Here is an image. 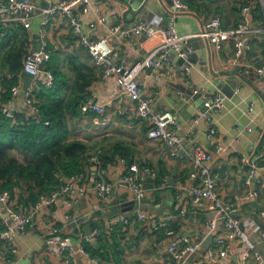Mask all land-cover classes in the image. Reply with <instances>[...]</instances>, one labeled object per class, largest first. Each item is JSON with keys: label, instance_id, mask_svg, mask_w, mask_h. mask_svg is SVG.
<instances>
[{"label": "crops", "instance_id": "obj_1", "mask_svg": "<svg viewBox=\"0 0 264 264\" xmlns=\"http://www.w3.org/2000/svg\"><path fill=\"white\" fill-rule=\"evenodd\" d=\"M31 1L39 11L54 0ZM239 1L241 0H198L196 11H176L182 13L171 15V23L177 33L189 37L187 45L192 51L187 79L179 69L181 62L172 54L168 56L169 61L159 69L158 79L148 75L149 71L146 69L140 72L138 78L144 89L153 93L156 105L164 104L177 115V132L187 135L209 151L212 149L206 138L208 123L200 118L198 125L192 128V120L203 110L204 101L212 93L220 92L224 95L221 109L211 111V124L216 129L222 147L219 153L214 154L211 169L219 178L218 188L223 197L234 200L243 216L257 218L259 232H264V217H259V213L264 211V188L260 190L258 198L244 199L243 179L247 166L241 161L244 156L251 157L254 154L256 165L259 168L264 166V76L259 75L255 68L259 62H264V20L254 18L252 8L251 24L255 32L247 36L251 50L244 51L238 57L234 56L230 41L222 42L218 49L210 40L206 46V40L201 37L196 36L195 40L190 41V37L199 33L203 24L214 15L221 17L223 27L234 26L239 21ZM141 15L151 25H171L167 21L159 23L161 18L155 15L154 9ZM80 19L83 31L90 39L106 38L115 51L114 60L127 65L142 60L160 42L156 36L146 38L142 34L112 33L111 28L115 25L126 29L139 21L137 15L125 10V6L115 0H87V5L80 11ZM40 28V18L35 15L30 28L25 29L26 34L20 36L21 40L24 37L28 40L29 50L39 45ZM43 29L49 58L44 61L35 85L45 83L46 71L52 72L54 69L65 78L67 96L73 98L82 94L105 104L103 114L86 113L80 109L73 114L66 113L67 141L88 143L92 157L113 158L104 166H101L102 162L99 160L97 164H93L89 159L91 164L84 173L86 180L91 184L117 179L129 163L136 164L141 172L148 168L147 172L143 171L146 192L142 208L157 214L161 210V214L173 216L174 233L187 236L195 245L186 264H209L207 248L212 244L214 236L220 234L222 223L217 221L214 232H209L207 222L212 217V212L207 209L206 201L190 199L184 187L189 184L188 161L170 157L166 142L148 138L145 121L135 119L131 112L124 116L117 115L118 109L132 106L133 102L128 97L120 98L115 76L101 77L100 66L89 56L85 47L77 42L65 16L53 17ZM165 69L169 70L168 74L164 73ZM3 72L4 70L0 71ZM78 72L86 73L84 81H79ZM235 82L237 84L234 88ZM30 83V77L21 73L15 84L20 90H25ZM79 86L83 89L80 90ZM17 105L21 112L30 113L20 95ZM250 105L253 106V111L246 113ZM246 125L251 127L250 131L242 128ZM119 157L124 161H120ZM223 163H227V166L224 177L220 178L216 168ZM157 177L162 180L159 186L155 184ZM257 180L264 181V175L257 172L254 183ZM133 208L129 193L114 189L107 199L88 190L72 206L59 202L53 207L42 209L34 215L26 232L20 236L17 252L12 253L6 244L0 245V264H62L63 260L43 242L44 235L51 228H59L62 238H68L76 249L77 238L84 235L83 228L90 226L91 221L96 223L94 228L104 230V218L117 213L126 216ZM101 235L106 237L112 264H115L114 253H118L120 264H160L170 242L164 232H153L136 220L127 225L118 224L109 232L104 230ZM258 247L264 254V241ZM243 252L244 245L236 241L222 257V261H238ZM246 264H252L251 259Z\"/></svg>", "mask_w": 264, "mask_h": 264}, {"label": "built area", "instance_id": "obj_2", "mask_svg": "<svg viewBox=\"0 0 264 264\" xmlns=\"http://www.w3.org/2000/svg\"><path fill=\"white\" fill-rule=\"evenodd\" d=\"M173 11H188L189 7L182 0H172ZM87 5V0H54L48 6L36 10L31 0H0V24L3 22H14L29 29L35 15L40 18L41 28L38 31L39 45L37 48L27 51L23 59V72L31 79L29 87L24 91V102L31 114L37 115L34 103L35 81L41 72L44 61L49 58L45 30L43 27L56 16H65L71 31L77 42L85 47L89 56L100 66L101 77L115 76L119 85L120 98L128 97L132 106H123L117 110V115L124 116L130 112L135 119L145 121L147 124L146 135L151 139H158L168 144V155L175 159L188 161L187 181L184 187L192 201L205 200L207 209L212 212V217L207 222L209 232H214L217 221L222 223L220 234L213 238L212 244L207 248L209 264H246L251 259L252 264H264V254L258 244L264 241V232H259L257 218L243 216L234 200H227L220 193L218 185L219 178L211 169V161L214 154L222 150L215 127L211 124L212 109L219 110L222 107V96L220 92H214L203 103L204 108L192 120V128L198 125L199 119L208 123L206 138L212 151L207 150L200 144L194 142L187 135L177 132L179 121L177 115L164 104H155L154 95L150 90L144 89L139 74L143 69L148 70V75L154 79L160 76L159 69L168 62L169 50L173 49L174 54L181 59L180 71L185 75L189 73V59L192 49L187 45L189 37L179 35L173 25L160 27L140 20L129 28L123 29L119 25L111 28V32H118L121 35L133 33L142 34L146 38L159 37V44L152 48L145 57L130 65L114 60L115 51L106 38L90 39L83 31L80 11ZM252 4L245 3L239 10V21L232 27H223L221 17L214 15L202 26V29L195 36L212 41L218 49L224 41H230L233 47V54L238 57L244 51L251 50V44L247 36L255 29L252 27ZM256 72L264 76V62L256 65ZM165 74L169 73L165 69ZM45 87H51L53 74L50 70L46 73ZM18 85L10 87L9 98L0 103V112L12 118L21 112L17 105V98L20 93ZM197 90H193L196 92ZM79 109L86 113L103 114L105 104L96 102L90 97L83 96L78 102ZM253 106L246 109L251 113ZM29 114V113H28ZM38 119V117H37ZM250 131V126L242 127ZM95 160V158H92ZM120 161H124L119 157ZM241 161L247 166L246 175L243 179L245 187L244 199H256L259 192L264 188V181L253 179L258 174L264 175V166L259 168L256 165L254 154L251 157L244 156ZM149 169L144 168V172ZM143 171L141 172L136 164H126V168L120 177L110 181H96L89 183L84 173H74L62 179L60 184L51 192L42 194L29 207L17 206L16 200L10 197L9 190L0 186V245L6 244L12 253L17 252L20 236L26 232L27 226L34 215L42 209L55 206L63 202L66 206L77 203L88 190H93L102 199L110 197L114 189H122L129 193L134 204L131 212L123 216L121 213L104 218L105 231H111L116 225H127L130 221L136 220L146 225L153 232H164L170 238L166 247V256L160 264H186L188 257L194 251L195 245L187 236L176 235L172 229L173 216L149 212L142 208L146 189L143 183ZM154 176V174H152ZM264 217V211L259 217ZM103 220V219H102ZM94 228L89 234L80 235L77 238L76 249L73 248L68 238H62L60 230L53 227L44 235V245L53 253H56L63 262L62 264H99L98 259L84 248L85 242H92L104 231ZM244 245V252L238 261L223 262L224 257L234 242ZM78 255V256H77ZM61 260V261H62Z\"/></svg>", "mask_w": 264, "mask_h": 264}, {"label": "trees", "instance_id": "obj_3", "mask_svg": "<svg viewBox=\"0 0 264 264\" xmlns=\"http://www.w3.org/2000/svg\"><path fill=\"white\" fill-rule=\"evenodd\" d=\"M182 1L190 10L196 11L198 0ZM245 3L252 4L254 18L264 20V7L260 0H241L237 6ZM24 34L25 28L18 23L0 24V69L4 70L0 74L1 103L9 98L10 87L17 82L18 76L25 74L23 59L28 51V40L26 37L20 39ZM52 73L55 79L51 87L40 83L34 89L33 105L37 115L19 112L9 118L0 112V186L9 190L10 197L23 209L29 208L40 195L54 190L64 177L85 173L91 164L89 159L93 164L99 160L101 166L113 160L112 156L92 157L88 143L66 140V113H75L84 95L67 96L64 76L54 69ZM77 76L82 82L87 75L78 72ZM79 89L83 88L79 86ZM117 153L122 155L120 151ZM161 181L157 177L155 184L159 186ZM108 247L106 237L102 235L84 244V248L98 259L99 264H112ZM117 255L114 253L113 259L115 264H120Z\"/></svg>", "mask_w": 264, "mask_h": 264}, {"label": "water", "instance_id": "obj_4", "mask_svg": "<svg viewBox=\"0 0 264 264\" xmlns=\"http://www.w3.org/2000/svg\"><path fill=\"white\" fill-rule=\"evenodd\" d=\"M115 1L124 5L125 10L134 13L135 16L137 15L139 21L146 19V17L141 15V14H143V12L146 13L150 9H154L155 15L159 16L161 18L159 23L167 21V22H169V24L172 25L171 15L177 14V13L178 14L182 13V12H176V11L172 10V8H173L172 0H115ZM260 1L264 7V1L263 0H260ZM189 13H191V12H189ZM196 38H197L196 36H192V37H190V41L195 40ZM205 40H206L205 41L206 46L209 45L208 40L207 39H205ZM169 53L174 55L178 62H181V59L174 54L173 49H170ZM236 84L237 83L235 82L234 88H235ZM19 95H20L21 99L24 100V91L23 90L20 91ZM221 96L223 97L224 95H221ZM226 166H227V163H223L222 165H220V167L216 168V170L219 173L220 178L224 177ZM169 198H172L171 195H169ZM158 213H162L161 210H158ZM95 225H96L95 221H91L90 226H88L87 228H83L84 234H89L93 230Z\"/></svg>", "mask_w": 264, "mask_h": 264}, {"label": "rangeland", "instance_id": "obj_5", "mask_svg": "<svg viewBox=\"0 0 264 264\" xmlns=\"http://www.w3.org/2000/svg\"><path fill=\"white\" fill-rule=\"evenodd\" d=\"M244 2H245V0H243ZM261 2V1H260ZM2 69H0V71H1ZM0 74H2V73H0ZM2 77V76H1ZM0 82H2L1 80H0Z\"/></svg>", "mask_w": 264, "mask_h": 264}]
</instances>
